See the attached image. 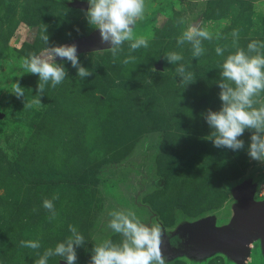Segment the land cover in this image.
<instances>
[{
    "label": "rangeland",
    "instance_id": "1",
    "mask_svg": "<svg viewBox=\"0 0 264 264\" xmlns=\"http://www.w3.org/2000/svg\"><path fill=\"white\" fill-rule=\"evenodd\" d=\"M71 1L0 0V264H35L72 234L69 224L84 237L76 264H89L94 247L123 242L108 227L118 211L132 210L148 226L158 223L161 247H168L181 224L205 217L228 224L237 203L233 190L242 182L255 185L254 199H264V161L248 155L251 132L240 137L239 150L218 148L206 139L212 130L204 119L222 106L224 59L238 48L247 53L252 40L264 41V0H145V18L132 27L133 40L146 37L147 48L133 50L125 41L115 57L109 50L79 53L80 66L91 73L83 78L70 61L56 57L66 77L39 92V76L24 72L21 61L95 29L88 7ZM193 28L211 34L197 37L204 48L199 57L192 55V42H178ZM168 52L183 59L169 62ZM159 60L161 69L155 67ZM180 65L194 82L182 84ZM15 83L24 89L19 98ZM36 98L39 106L24 107ZM256 99L264 102V92ZM22 167L69 177L33 183ZM45 198L53 210L44 208ZM22 240H37L40 247H22ZM249 245L246 264H264L258 240ZM164 257L166 264H235L222 253L204 260ZM47 264L67 261L51 256Z\"/></svg>",
    "mask_w": 264,
    "mask_h": 264
},
{
    "label": "clouds",
    "instance_id": "2",
    "mask_svg": "<svg viewBox=\"0 0 264 264\" xmlns=\"http://www.w3.org/2000/svg\"><path fill=\"white\" fill-rule=\"evenodd\" d=\"M88 5L85 13L87 21L93 28L99 30L101 42L112 45L109 51L113 57L125 41H132L130 48L133 50L141 46L148 47V39L144 36H138L133 40L132 27L136 24L137 18L140 20L145 18V0H88ZM232 36L238 37V30H233ZM197 37L211 39V34L193 28L185 31L178 42L183 43L185 40L192 42V55L199 57L204 48ZM43 39L46 42L48 37L44 35ZM261 48H264V41L252 40L247 44V53L238 48L224 59L220 67L225 82L219 85L222 106L218 111L209 109L204 114V119L212 130L206 139L211 140L215 147L239 150L244 146L240 137L246 130L250 131L248 155L257 161H264V102L256 99L264 92V54L259 52ZM215 51L217 55L223 53L220 47ZM252 52H256V55L249 54ZM56 57L70 61L81 78L91 74L88 69L80 66L75 44L53 46L41 55L32 54L30 58L21 61L24 72L39 76V92L43 91L47 82L51 81L52 88H55L66 77V70L55 62ZM166 59L174 63L182 60L183 56L178 52H168ZM123 62L127 64L128 60L125 59ZM176 72L181 76L182 84L194 82L193 73L186 71L184 65L177 67ZM12 92L19 98L24 94V89L19 83H15ZM33 104L39 106L40 100L36 98L32 103H26L24 107H32ZM256 104H259V107H254ZM54 198L59 197L57 195ZM43 206L48 210L54 209L52 201L46 198L43 200ZM55 215L53 211V216ZM111 215L113 219L108 227L121 234L124 240L119 245L106 240L94 247L89 264H166L161 250L163 233L158 223L151 226L143 224L132 210L127 214L118 211ZM68 227L72 234L66 241L57 243L55 248L46 249L35 264H47V259L51 256L62 257L67 264H76V248L83 244L84 237L73 225L69 224ZM20 245L30 249L40 247L37 240H22Z\"/></svg>",
    "mask_w": 264,
    "mask_h": 264
},
{
    "label": "water",
    "instance_id": "3",
    "mask_svg": "<svg viewBox=\"0 0 264 264\" xmlns=\"http://www.w3.org/2000/svg\"><path fill=\"white\" fill-rule=\"evenodd\" d=\"M70 5L86 9L88 2L72 0ZM66 44H75L77 54L112 47L108 42H101L98 29H92ZM155 67L161 69L160 60ZM254 190L255 185L247 181L236 186L233 195L237 203L232 206L228 224L216 225L212 217H205L179 225L177 242L161 247L162 255L166 258L187 256L193 260H204L215 253H222L235 264H246V257L250 254L249 243L255 240H258L264 254V199H254Z\"/></svg>",
    "mask_w": 264,
    "mask_h": 264
},
{
    "label": "trees",
    "instance_id": "4",
    "mask_svg": "<svg viewBox=\"0 0 264 264\" xmlns=\"http://www.w3.org/2000/svg\"><path fill=\"white\" fill-rule=\"evenodd\" d=\"M109 50V49H107ZM107 50H101L102 53L107 52ZM96 55H98V51H93ZM29 181L33 183H55L58 180H61L65 177H69L68 175L66 176L65 173L57 170H45L43 169L42 171H36V169H27V168H20L19 170ZM79 179V178H78Z\"/></svg>",
    "mask_w": 264,
    "mask_h": 264
}]
</instances>
